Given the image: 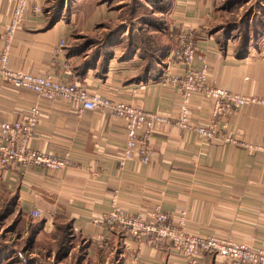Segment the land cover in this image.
<instances>
[{
    "label": "crops",
    "instance_id": "obj_1",
    "mask_svg": "<svg viewBox=\"0 0 264 264\" xmlns=\"http://www.w3.org/2000/svg\"><path fill=\"white\" fill-rule=\"evenodd\" d=\"M29 1L43 7V0ZM203 1L176 7L171 18L173 25L181 26V34L193 32L195 56H203L207 63V81L237 93L264 96V38L250 46L245 57H235L232 43L227 39L221 43L209 33L208 4ZM10 10L11 3L0 0V45ZM48 16L44 10H28L9 51L11 67L31 73L50 71L59 79L84 85L89 93L157 111L169 121L155 123L148 162H140L133 150L120 166L125 143L122 117L100 108L77 115L65 99L39 97L30 89L0 81V120L19 119L25 108L37 105L40 113L30 147L68 151L73 162L62 170L0 166V190L15 194L14 207L25 215V223L41 220L36 234L44 231L45 235L55 223H69L89 259L118 244L125 264H182L170 254L168 243L147 245L104 220L113 207L146 215L159 205L174 221L185 211L190 234L228 235L252 247H264V105L234 110L220 123L236 143L219 138L206 141L175 123L181 94L169 76L180 65L167 57L171 45L166 46L159 74L139 72L144 64L139 54L128 59L113 54L103 60L101 70L98 55L84 71L78 61L86 57L88 47L82 56L68 53L71 22L59 18L48 26ZM62 38L65 45L57 52ZM189 105L191 123L211 117L210 100L203 96L193 94ZM33 208L40 209L42 219L29 220ZM214 261L229 264L213 255L199 264Z\"/></svg>",
    "mask_w": 264,
    "mask_h": 264
},
{
    "label": "built area",
    "instance_id": "obj_2",
    "mask_svg": "<svg viewBox=\"0 0 264 264\" xmlns=\"http://www.w3.org/2000/svg\"><path fill=\"white\" fill-rule=\"evenodd\" d=\"M7 1L11 3V10L0 45V81L15 88L30 89L39 97L65 99L77 115L82 110L100 108L109 110L114 116L122 117L125 120V143L118 164L122 166L125 160L130 158L133 150H136L140 162H148L153 152L149 143L153 127L157 122H168V117L157 111L143 110L99 94L89 93L84 85L59 79L50 71L31 73L11 67L9 51L18 27L29 9L35 13H40L43 9L41 4L30 3L29 0ZM180 38L179 45L167 54L170 60L174 59L180 65V68L169 76L181 94L175 123L184 131L192 130L206 141L219 138L224 142L236 143L235 136L225 134L220 123L234 110L250 104L264 105V96L237 93L210 84L207 81L205 58L196 57L199 65L195 64L194 40L186 33H182ZM64 45L65 39L62 38L55 51L59 52ZM193 94H199L211 103V117L202 123H191L189 104ZM24 110L25 114L19 119L0 120V166H39L50 170H62L72 166L68 151L56 153L30 147L40 109L33 104ZM29 212L31 216H41L38 208H33ZM177 216V220L174 221L172 214L163 211L159 205H155L146 215L140 211L129 214L113 207L104 220L110 225L118 224L124 233L147 245L168 243L170 254L172 253L175 260L182 264H199L211 255L226 260L229 264H264V247H252L229 236L214 233L190 234L186 231L185 211H180ZM214 264L221 262L214 261Z\"/></svg>",
    "mask_w": 264,
    "mask_h": 264
},
{
    "label": "rangeland",
    "instance_id": "obj_3",
    "mask_svg": "<svg viewBox=\"0 0 264 264\" xmlns=\"http://www.w3.org/2000/svg\"><path fill=\"white\" fill-rule=\"evenodd\" d=\"M59 1L63 6L61 19L71 22L68 45L87 44L90 54L103 49L106 41H116L111 47V55L115 54L118 58L124 49L128 50L133 44L142 45L148 52L159 49L162 44L176 48L182 29L173 25L172 12L185 4L201 5L203 0H43L42 9L52 14ZM203 2L208 4L207 28L213 31L210 34H214L215 39L216 36L227 39L234 49L245 39L251 41V46H256L264 38L257 39L264 30V0ZM192 33L186 34L194 40ZM254 34H258L256 39ZM135 54H139L138 51L133 56ZM195 54L196 49L193 56L198 61ZM12 196L0 190L1 264H125V256L118 244L101 251L99 258H87L81 237L71 228L64 233L66 223L61 221L57 223L63 230L53 231V226L48 235L44 231L36 234L30 223H25V215L10 204ZM28 216L43 218L31 216L30 212Z\"/></svg>",
    "mask_w": 264,
    "mask_h": 264
},
{
    "label": "trees",
    "instance_id": "obj_4",
    "mask_svg": "<svg viewBox=\"0 0 264 264\" xmlns=\"http://www.w3.org/2000/svg\"><path fill=\"white\" fill-rule=\"evenodd\" d=\"M62 7H63L62 6V2L60 4V1H59L57 9L54 10V11L52 10V14L49 11L45 10L47 13H50L49 16H48V22H49L48 26H51L56 20H58L59 18L62 17L61 16ZM212 32L213 31L209 30V33H212ZM257 35L254 34L253 38H255ZM263 36H264V30H263V33L260 34L257 37V39H260ZM216 39L219 40L221 43L225 41V39L222 40L219 36H216ZM115 42H112L110 40L106 41V43L104 44L103 49L95 50L94 52H91L90 54H87L86 57L80 58L79 61H78L79 62L78 65H80V67L84 71H86V69H88V67L94 63V59L96 58V56L100 55V57H101L100 60L102 61V63H100V68L99 69L101 70L102 67H103L102 66L103 60H107L110 56H112L111 54L113 53V49L111 47L113 46V44ZM250 42L251 41H249V39H247V40L245 39V41L244 42L242 41L239 44V46H234L233 53H234L235 57H237V58L245 57L248 54V52H249V48L251 46ZM87 46H88L87 44H80V45H77V46L68 45L67 50H68V53H76V54H79L80 56H82V54L85 53L84 51L86 50ZM107 46H109V47L105 48ZM165 50H166V44H162V46L159 47V49L156 48L154 51H151V52H148L140 44H133V47L129 48L128 50L124 49L123 52L118 56V58L119 59H128V58L132 57L133 54L138 51L139 55L144 60L143 67L139 70V72L143 73L144 71L147 70V71H156L159 74L160 71H161L160 70L161 69V60L163 59V57L165 56V53H166ZM15 202H16V196L14 194L10 198V204L14 205ZM29 219L31 220L32 218H29ZM41 224H42V221L38 220V222H36V223H30V226L34 230H36V232H37V229H39ZM65 226L66 227H64L65 228L64 233H65L66 229H70V224L66 223ZM64 228H60L58 226V224L56 225V223H55L54 227H53V231H54V229L57 230V231H61ZM64 233H63V236H64ZM30 264H32V263L30 262Z\"/></svg>",
    "mask_w": 264,
    "mask_h": 264
}]
</instances>
